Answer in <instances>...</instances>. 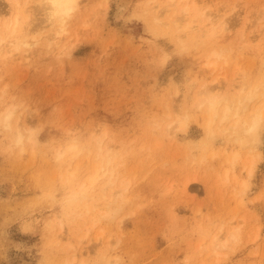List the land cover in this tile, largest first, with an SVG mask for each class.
<instances>
[{
    "label": "rangeland",
    "instance_id": "obj_1",
    "mask_svg": "<svg viewBox=\"0 0 264 264\" xmlns=\"http://www.w3.org/2000/svg\"><path fill=\"white\" fill-rule=\"evenodd\" d=\"M123 1L80 0L58 37L38 0H0V31L47 42L0 65V77L38 107L47 125L41 140L103 122L134 181L127 218L98 223L66 203L68 177L49 158L0 157V264H91L117 241L122 264H264V156L231 166L221 141L216 158L190 167L179 143L153 136L145 123L171 81L210 79L227 89L242 67L257 71L264 0ZM177 39L193 42L192 54L153 71L154 51H171ZM222 45L233 49L229 64L204 68L205 46ZM4 50L11 54L10 44ZM200 135L194 126L190 138ZM89 167L83 158L73 164L78 182H88Z\"/></svg>",
    "mask_w": 264,
    "mask_h": 264
},
{
    "label": "clouds",
    "instance_id": "obj_2",
    "mask_svg": "<svg viewBox=\"0 0 264 264\" xmlns=\"http://www.w3.org/2000/svg\"><path fill=\"white\" fill-rule=\"evenodd\" d=\"M56 36L66 35L79 13L80 0H38ZM223 34V29L220 30ZM42 34L24 36L0 31V65L13 55H26L46 45ZM10 44L11 54L4 50ZM191 41L177 39L171 51L156 49L150 60L153 71H161L177 57L190 56ZM233 55L229 46H205L203 67L209 70L227 66ZM232 85L218 86L217 80L186 78L171 81L160 111L146 118L148 131L156 137L179 143L184 162L190 167H205L216 158L218 142L230 146L226 162L235 166L245 155L264 156V62L255 73L241 68ZM178 102V103H177ZM39 109L30 98L0 77V157L22 160L45 156L67 176L70 189L66 203L75 211L92 214L96 222L122 223L132 201L134 181L125 175L124 155L114 148L115 133L99 122L82 127L65 126L56 138L42 141L47 125L38 119ZM201 132L190 138L193 127ZM183 138V139H181ZM89 162L88 182L76 180L73 164ZM120 241L98 254L91 264H122ZM74 264V262H73Z\"/></svg>",
    "mask_w": 264,
    "mask_h": 264
},
{
    "label": "bare ground",
    "instance_id": "obj_3",
    "mask_svg": "<svg viewBox=\"0 0 264 264\" xmlns=\"http://www.w3.org/2000/svg\"><path fill=\"white\" fill-rule=\"evenodd\" d=\"M128 1H129V0H124L123 3H127ZM183 10H184V9H183ZM185 10H186V8H185ZM185 10H184V11H185ZM158 19H159V18H158ZM158 19H157V20H158ZM176 22H177V21H174V22H173V23L175 24V27H176V26H177L176 28L180 27V26H178L179 23L176 24ZM178 29H180V28H178ZM216 241H218V243H217ZM213 242H214V243L216 242L215 244L218 245L220 241H219L218 238H216L215 241L213 240ZM213 245H214V244H213ZM214 246H216V245H214ZM76 253H77V252H74V253H73V258H76V255H77ZM80 253H82V252H80ZM78 255H79V254H78ZM73 260H74V259H72V260H66V261H67V262H70V264H72V261H73ZM79 264H85V263H84V261H82V262L79 263Z\"/></svg>",
    "mask_w": 264,
    "mask_h": 264
}]
</instances>
